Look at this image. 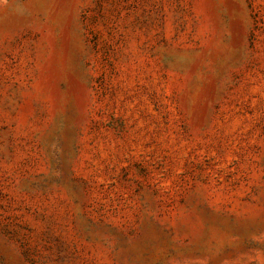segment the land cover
I'll list each match as a JSON object with an SVG mask.
<instances>
[{
	"label": "rangeland",
	"instance_id": "1",
	"mask_svg": "<svg viewBox=\"0 0 264 264\" xmlns=\"http://www.w3.org/2000/svg\"><path fill=\"white\" fill-rule=\"evenodd\" d=\"M0 264H264V0H0Z\"/></svg>",
	"mask_w": 264,
	"mask_h": 264
}]
</instances>
